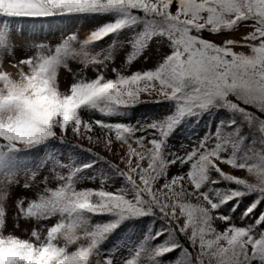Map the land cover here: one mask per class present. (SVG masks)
I'll list each match as a JSON object with an SVG mask.
<instances>
[{
	"label": "snow or ice",
	"instance_id": "obj_1",
	"mask_svg": "<svg viewBox=\"0 0 264 264\" xmlns=\"http://www.w3.org/2000/svg\"><path fill=\"white\" fill-rule=\"evenodd\" d=\"M0 264H264V0H0Z\"/></svg>",
	"mask_w": 264,
	"mask_h": 264
},
{
	"label": "rangeland",
	"instance_id": "obj_2",
	"mask_svg": "<svg viewBox=\"0 0 264 264\" xmlns=\"http://www.w3.org/2000/svg\"><path fill=\"white\" fill-rule=\"evenodd\" d=\"M71 21L64 18L58 17H49V18H37V19H28L22 18L20 19L17 24L16 28L23 30V31H13L12 37L16 41H28V40H39L43 42L55 43L62 35L67 34V30L70 27L72 31L79 30V34L84 36L88 31H90L91 26L87 23H76L74 25H70ZM27 29V30H24ZM56 29H60V31H55ZM34 35V36H33ZM240 50V49H237ZM4 68L8 71H13L11 62L5 60L3 62ZM73 68L76 67L75 64L72 65ZM135 70V69H133ZM89 75H91L89 73ZM60 90L63 91L65 84L70 83L73 79L70 72L67 70H61L58 73ZM144 99H148L146 96ZM167 105L166 104H153V103H142L135 106L134 110L130 114L132 118L135 119L136 115H143L147 117V119H155L163 115H167ZM191 118H196L195 116H191ZM115 122V121H113ZM186 126L181 122L176 129L173 131L172 135L170 136V142L179 147L181 143L187 144L190 143L192 139L195 138L197 134L202 135L203 131L206 129V125L198 126V121L196 122V126L190 128L193 134L190 136L185 131ZM96 150V149H95ZM228 170V169H225ZM236 174H240L237 172ZM101 179H103L101 177ZM116 180H120V183H114ZM100 180H97L96 185L99 186ZM109 185H114L115 187H123V180L119 177H114L112 180H108L107 182ZM88 186H92L89 184ZM249 198H245L246 202ZM15 213H13V216ZM93 223L99 222L97 218H93ZM21 234L25 232V229H21Z\"/></svg>",
	"mask_w": 264,
	"mask_h": 264
},
{
	"label": "trees",
	"instance_id": "obj_3",
	"mask_svg": "<svg viewBox=\"0 0 264 264\" xmlns=\"http://www.w3.org/2000/svg\"><path fill=\"white\" fill-rule=\"evenodd\" d=\"M135 119L145 120V119H147V117L137 114ZM150 119H152V118H150ZM206 119H207L206 114L200 116L199 118H197V117L196 118H191V116L187 117V119L185 121H182V123L186 126V129H185L186 133L191 136L193 134V132H195V131H191L190 128L196 126V122L197 121H198V126L205 125ZM78 154H79V152L77 150L76 155L78 156ZM128 223H130V222L129 221H125L123 224H121L120 228L117 229V232H119L121 229H124L125 225L128 224ZM137 223H139L143 227L144 230H147L148 225L151 223V218L148 217V216L140 217V218H138ZM155 226H157V225H154V227ZM113 235H115V233ZM125 255H127V252L125 253ZM128 258L130 259L131 257L128 256Z\"/></svg>",
	"mask_w": 264,
	"mask_h": 264
}]
</instances>
